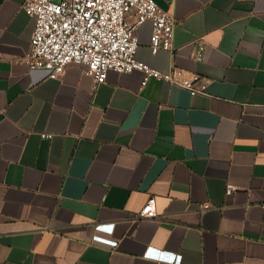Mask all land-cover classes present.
I'll use <instances>...</instances> for the list:
<instances>
[{
    "label": "crops",
    "instance_id": "crops-1",
    "mask_svg": "<svg viewBox=\"0 0 264 264\" xmlns=\"http://www.w3.org/2000/svg\"><path fill=\"white\" fill-rule=\"evenodd\" d=\"M156 1L173 50L146 21L136 57L205 92L140 70L95 86L74 63L51 78L25 61V0H0V264H264V0Z\"/></svg>",
    "mask_w": 264,
    "mask_h": 264
},
{
    "label": "built area",
    "instance_id": "built-area-1",
    "mask_svg": "<svg viewBox=\"0 0 264 264\" xmlns=\"http://www.w3.org/2000/svg\"><path fill=\"white\" fill-rule=\"evenodd\" d=\"M24 9L34 19V35L25 61L31 67L44 68L57 78L72 63L83 66L97 86L106 81L110 71L144 73L142 86L150 78L166 81L203 93L205 78L200 74L184 75L171 68L161 71L136 57L139 46L137 28L146 21L152 24L150 48L172 52L176 18L156 0H25ZM135 13V21L128 14ZM206 42L195 40L193 58L201 61ZM209 208L210 203L202 205ZM157 215L156 199L151 196L138 213L139 217Z\"/></svg>",
    "mask_w": 264,
    "mask_h": 264
}]
</instances>
